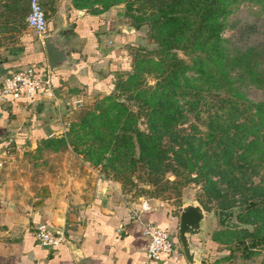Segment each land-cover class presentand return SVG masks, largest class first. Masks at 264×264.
<instances>
[{"label":"rangeland","instance_id":"374dc122","mask_svg":"<svg viewBox=\"0 0 264 264\" xmlns=\"http://www.w3.org/2000/svg\"><path fill=\"white\" fill-rule=\"evenodd\" d=\"M39 2L51 27L68 23L73 11L107 16L112 9V34L133 40L126 47L128 67L115 69L109 91L74 100L53 118L57 129L47 140L13 144L0 164L6 188H51L57 197L81 203L108 183L126 200L174 209L202 198L206 212L217 219L219 209H232L229 221L236 223L220 225L214 234L226 253L209 264H264V0H224L219 36L228 57L241 62H232L216 80L205 73V51L164 52L147 11L135 19L140 11L126 10V0ZM28 11L29 0H0V61H15L28 42L43 53L41 35L26 24ZM214 113L223 119L224 134L240 137L232 147L247 157L235 161L233 154L221 162L226 179L235 174L230 183L197 164L175 166L180 146L207 149ZM141 147L166 154L142 156ZM207 177L217 181L219 192L206 196Z\"/></svg>","mask_w":264,"mask_h":264},{"label":"crops","instance_id":"0c3cea01","mask_svg":"<svg viewBox=\"0 0 264 264\" xmlns=\"http://www.w3.org/2000/svg\"><path fill=\"white\" fill-rule=\"evenodd\" d=\"M68 21L80 27L77 52L85 64L76 73L57 71L59 78L50 87L42 86L31 96L15 99L0 95V164L14 143L18 148L34 145L40 137L48 136L57 129L53 118L69 109L74 100L109 91L115 69L121 64L128 67L126 47L133 39L112 34V9L107 16L73 11ZM39 50L28 42L15 61L3 65L7 69L0 75L30 61L35 62L32 65L38 73H45L46 56ZM51 190L43 187L29 193L15 192L0 178V264H189L178 238L180 208L126 200L108 183H100L94 195L81 203L57 197ZM41 221L63 232L67 239L50 247L39 244L33 228ZM145 222L169 231L175 245L171 253L147 258ZM203 225L205 250L199 255V264H209L213 256L226 251H219L220 243L214 239L221 225L218 218L207 212Z\"/></svg>","mask_w":264,"mask_h":264},{"label":"trees","instance_id":"16d2710c","mask_svg":"<svg viewBox=\"0 0 264 264\" xmlns=\"http://www.w3.org/2000/svg\"><path fill=\"white\" fill-rule=\"evenodd\" d=\"M135 4L136 7H134ZM125 9L140 11L137 15H133L135 19H143V13L147 11L148 19L152 21V25L157 30L158 41L161 43L164 52L181 49L186 54L195 51L200 54L205 51L208 57L207 66L204 69L203 61L198 65L205 70L206 75L212 80H216L220 74L226 73V70L231 68L232 62L237 64L241 62L228 57L226 47L222 44L223 40L219 36V29L222 26L220 17L225 10L224 0H126ZM113 13L115 12L112 11ZM9 61L7 59L0 61L1 73L5 72L7 68L3 65ZM253 75L256 76V73L253 72ZM218 89L216 86L213 87L214 92L219 91ZM219 117H221L219 113L217 115L214 113L209 118L208 125L211 133L207 134L206 138L211 143L207 149H189L180 146L178 150L174 151L175 166L187 168V166L197 164L198 169H205L210 176L217 174L222 180L230 183L235 174L231 173V177L226 179L228 170L223 167L221 162L226 160L224 158L227 156L232 157L233 154L235 161L247 157H243L237 148L232 147L233 143L235 146L239 144L241 139L235 133L224 134L226 130L222 128L224 126L223 119ZM229 119L231 120V118ZM261 121H264V117L261 118ZM217 127L220 129L216 130ZM47 138L48 136L40 137L38 140L45 141ZM150 149V147H141L140 155L143 156L145 152H148L150 156L162 158L166 154V149H161L156 154L149 151ZM172 167L170 169H173ZM175 172L177 173V169ZM204 186V191L209 192L206 193V196L215 194L220 190L217 181L212 177L206 178ZM199 201L203 203L204 200L200 198Z\"/></svg>","mask_w":264,"mask_h":264},{"label":"water","instance_id":"95a60500","mask_svg":"<svg viewBox=\"0 0 264 264\" xmlns=\"http://www.w3.org/2000/svg\"><path fill=\"white\" fill-rule=\"evenodd\" d=\"M79 29L77 23L59 21L40 34L49 73L60 70L76 73L80 66L85 64V61L79 58L77 52L78 39L76 38H78ZM232 212V209H219V223L224 226H235L234 221H229ZM206 217L207 212L198 200L184 202L180 207L178 238L189 264H199V255L205 250V242L201 239L204 228L203 222Z\"/></svg>","mask_w":264,"mask_h":264},{"label":"built area","instance_id":"2783aa9c","mask_svg":"<svg viewBox=\"0 0 264 264\" xmlns=\"http://www.w3.org/2000/svg\"><path fill=\"white\" fill-rule=\"evenodd\" d=\"M47 18L40 5L39 0H29V11L26 16V24L38 34L47 29ZM59 78L58 72H37L32 64H24L0 75V95L9 94L15 99L30 96L42 86L50 87L54 79ZM35 240L43 246H55L63 243L66 235L54 229L46 222H38L33 228ZM143 233L149 236L145 252L148 259H157L162 252L171 253L174 243L170 239V233L161 226L145 222Z\"/></svg>","mask_w":264,"mask_h":264},{"label":"flooded vegetation","instance_id":"af4514ba","mask_svg":"<svg viewBox=\"0 0 264 264\" xmlns=\"http://www.w3.org/2000/svg\"><path fill=\"white\" fill-rule=\"evenodd\" d=\"M50 27H51V26L48 25L46 31H47L48 29H50Z\"/></svg>","mask_w":264,"mask_h":264}]
</instances>
